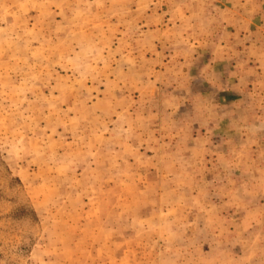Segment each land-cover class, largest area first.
Listing matches in <instances>:
<instances>
[{
	"label": "rangeland",
	"instance_id": "obj_1",
	"mask_svg": "<svg viewBox=\"0 0 264 264\" xmlns=\"http://www.w3.org/2000/svg\"><path fill=\"white\" fill-rule=\"evenodd\" d=\"M0 264H264V0H0Z\"/></svg>",
	"mask_w": 264,
	"mask_h": 264
}]
</instances>
